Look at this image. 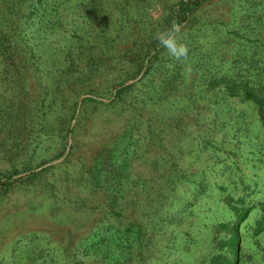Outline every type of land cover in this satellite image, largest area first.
Masks as SVG:
<instances>
[{
	"label": "trees",
	"instance_id": "trees-1",
	"mask_svg": "<svg viewBox=\"0 0 264 264\" xmlns=\"http://www.w3.org/2000/svg\"><path fill=\"white\" fill-rule=\"evenodd\" d=\"M212 1L0 0V155L8 165L0 169V197L37 191V200L68 210L45 214L63 233L57 239L48 230H30L31 239L39 240L19 245L20 264H163L164 256L152 253L156 246L180 253L179 264H191L199 251L204 264H244L243 234H264V201L241 196L214 205L212 196L204 195L212 190L205 185L209 173L197 169L187 177L162 153L144 158L153 173L134 172L138 147L151 133L164 149L153 121L155 104L171 101L179 120L189 116L190 96L205 97L200 91L168 96L196 61L203 60L208 74L203 84L209 100L216 89L210 123L212 111L219 119L225 106L220 101L239 97L256 108L264 139V71L227 70L225 61L217 60L225 57L226 38L216 35V46H224L219 55L208 30L195 41L208 46L201 48L207 54L193 53L184 61L171 59L156 40L176 22L178 39L185 43L183 29ZM116 121L122 125L111 129L91 155L79 156L83 124L107 128ZM180 185L191 188V200L174 195L183 191ZM191 208L197 215L186 228L180 226ZM253 211L259 214L250 222ZM257 253L264 264V251Z\"/></svg>",
	"mask_w": 264,
	"mask_h": 264
},
{
	"label": "rangeland",
	"instance_id": "rangeland-1",
	"mask_svg": "<svg viewBox=\"0 0 264 264\" xmlns=\"http://www.w3.org/2000/svg\"><path fill=\"white\" fill-rule=\"evenodd\" d=\"M241 6L242 10L238 11ZM195 18L197 19L191 25H186L183 29L185 38H187L185 43L188 47V55L194 53L199 58L207 54V51L202 50L208 46L203 44L202 48L201 44L198 45L195 41L204 30H208L215 35V38L212 36V50L218 51L219 55V49L224 46L221 44L216 46V35L226 38L225 57L219 56L217 60L220 63L225 61L224 65L227 70L234 72L240 69L244 72L243 74L247 75L264 71V0H213L200 9ZM208 22L212 24L211 27L208 26ZM214 28H217V32H213ZM255 50L257 52L254 53ZM202 61H196L191 66V71L184 72L186 75L183 76V81L179 80L181 84L174 91L175 94L168 96L193 95L196 91H200L201 94L205 93V97L190 96L191 100L187 102L191 108L189 116L182 114L179 120L174 119L177 110L170 109L171 101L160 100L155 104L157 117L153 116V121L155 120L159 126L157 130L161 131L165 142L164 149L159 146L156 132L151 133L144 144L138 147L140 154H137L134 160V172L137 174L143 172L144 169L145 172L150 169L153 173L148 163L144 164V158L148 155L152 156L154 152L162 153L163 160L170 162L168 159H171L170 165L174 163L188 175L187 177L197 169L206 170L210 176L208 181H205V185L212 190H206L204 195L208 197L211 195L212 198H210L214 205L223 203L229 197L241 196L246 197L247 201H252V203L264 201V139L263 129L256 120V108L251 104H246L239 97L220 101V104L225 103V106L219 109V119L214 118L216 115L212 111L211 124L210 101L214 107L216 89L212 90V99L209 100L210 92L207 94V84H203L208 74L204 75ZM167 63L171 65V62ZM213 71L212 77L217 76L219 72L217 68ZM261 75L264 78V72ZM126 107L128 108V105ZM150 111L143 115L144 119L149 117ZM124 116L129 115L125 113ZM120 121H116L107 128L98 123L83 124L76 146L77 152H80L79 156L81 154L91 155L93 149L108 138L111 129L122 125ZM104 123L106 125V120ZM6 166H8L7 162L0 155V169ZM151 184L155 185V182L151 181ZM179 187L183 191L174 194L179 199L186 202L193 198L189 195L191 188L187 185ZM37 193V191L14 190L0 197V264L21 263L20 255H15L18 253L15 251L18 250L19 245L28 239L39 240L38 237L31 239L30 230L32 229L48 230L52 239L63 235L62 231L56 230L55 221L45 219V214L50 213L54 217L58 213L68 212L67 208L37 200L34 197ZM250 194L251 196H248ZM193 202L199 204L200 199ZM45 208H48L47 212ZM212 211L215 213L213 207ZM188 212L190 216L178 221L180 226L185 228L188 221L197 215L192 208ZM220 214L222 213L219 211L215 216ZM258 214L259 212H254L250 222ZM42 221L48 223L43 225ZM252 234L251 232L243 234V237L246 235L245 248L242 253L244 264H260L257 251L259 249L264 251V234L257 236ZM162 248V246H156L152 253L158 252L163 255L165 259L163 264H179L176 261H180V253L169 250V247ZM203 254L204 251L195 253L191 264H204Z\"/></svg>",
	"mask_w": 264,
	"mask_h": 264
},
{
	"label": "clouds",
	"instance_id": "clouds-1",
	"mask_svg": "<svg viewBox=\"0 0 264 264\" xmlns=\"http://www.w3.org/2000/svg\"><path fill=\"white\" fill-rule=\"evenodd\" d=\"M181 26L173 22L170 27L156 34V40L163 47L168 56L175 61H184L188 57V47L178 39Z\"/></svg>",
	"mask_w": 264,
	"mask_h": 264
}]
</instances>
